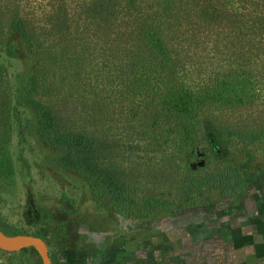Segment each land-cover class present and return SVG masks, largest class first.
<instances>
[{"label":"rangeland","instance_id":"1","mask_svg":"<svg viewBox=\"0 0 264 264\" xmlns=\"http://www.w3.org/2000/svg\"><path fill=\"white\" fill-rule=\"evenodd\" d=\"M241 1L237 12L229 6L220 9L221 17L207 27L196 19L173 24L174 38L167 44L173 59L170 73L159 75L141 67L126 71L134 60L116 49V37L127 30L139 37L136 9L116 8L118 14L98 20L87 17L90 0H0V159L8 158L12 166L10 173H0V220L42 235L52 264H149V229L164 217H121L95 202L87 181L58 166V151L36 134L33 111L18 101L23 81L35 70L39 52L49 58V45L60 51L64 29L68 48L61 69L55 67L60 74L56 83L63 84L55 92L38 90L34 98L54 104L70 127L100 132L111 143L119 168L135 182V196L150 194L158 181L160 189L171 186L176 193L188 164L202 163L203 172H214L219 165L197 134L194 145L200 156L187 159L191 148L180 149L179 128L163 115L155 123L156 136L152 128L141 126L161 112L170 90L192 93L198 120L211 115L231 129L264 127V30L254 27L256 18L264 16V0ZM14 19L23 21L38 46L23 45L10 28ZM138 55L152 65L151 49ZM233 73L245 81L247 97L230 106L216 102L213 96ZM152 139L156 144L150 145ZM263 170L264 145L250 148L241 164L244 179L250 183ZM207 197L220 201L215 193ZM203 209L190 207L169 221L178 223L177 215L199 216ZM32 257L29 250L0 251V264H33Z\"/></svg>","mask_w":264,"mask_h":264},{"label":"trees","instance_id":"2","mask_svg":"<svg viewBox=\"0 0 264 264\" xmlns=\"http://www.w3.org/2000/svg\"><path fill=\"white\" fill-rule=\"evenodd\" d=\"M142 3V4H141ZM145 3V5H144ZM242 3L241 0H90L87 7V17L90 19H109L118 14L116 8L124 7L130 10L136 9L140 19L135 22V28L139 37L134 32H129L123 37H116L117 51L129 61L125 70L134 72L136 67L151 70L154 73H170V62L172 52L168 49V40L173 37L174 25L184 19L190 21L196 19L203 25L208 26L209 22L217 21L221 17L220 9L229 6L237 12L235 7ZM130 4V5H128ZM149 4V11L145 12ZM128 6V7H127ZM198 9V10H196ZM254 19V17H250ZM254 26L264 30V16L256 18ZM174 24V25H173ZM55 27V26H54ZM53 27V28H54ZM12 31L19 35L23 45L30 47L38 46V40L26 30L23 21L13 20L10 23ZM52 28V29H53ZM61 32V30H59ZM64 40L58 46L60 51L49 45L48 55L39 52L37 66L32 74L23 81V86L18 101L26 103L35 115L36 134L58 151L57 164L63 169L74 171L82 180L87 181L92 199L101 203L121 217H169L180 214L190 207L202 205L210 206V199L207 194L215 193L220 200H227L238 196L246 188V180L241 172L243 159L249 157V149H258L264 145V127L257 126L249 129H231L219 124L211 115L198 120V101L192 93L183 88L170 90L162 100L161 112H156L153 119L142 123L141 126L152 128V135L156 136V125L162 115L177 124V133L180 149L190 147L187 159L200 156L194 145V134L207 144L206 151L210 152L215 162L219 165L214 172H203L198 165L188 164L184 169L182 185L176 193H173L171 186L160 189V181L153 184L151 193H143V196H135L137 189L131 183L128 173L119 168L117 156L110 149L107 140L98 131H90L86 128L76 129L70 127L56 110L54 104H44L37 101L38 90L55 92L57 76L55 70L62 67V54L68 46ZM124 37L126 39L124 40ZM152 50V65L139 57L141 50ZM59 51V53H58ZM38 55V54H37ZM42 55V56H41ZM123 58V59H124ZM126 60V59H124ZM137 61V62H135ZM51 77V79L49 78ZM245 81L233 73L227 80L222 81L217 93L213 96L216 102L230 106V103H243L247 96L243 93ZM171 87H174L172 84ZM173 89V88H172ZM167 97V98H166ZM146 137L147 133L142 132ZM151 135V136H152ZM154 136V137H155ZM156 144L152 139L150 145ZM152 150L153 148L150 147ZM23 164L27 162L20 157ZM243 166V165H242ZM12 166L8 158L0 159V173L11 172ZM24 177V173H22ZM0 231L9 236L29 235L43 239L40 234H30L13 229L0 220ZM32 253L33 264H41L38 254L29 249Z\"/></svg>","mask_w":264,"mask_h":264},{"label":"crops","instance_id":"3","mask_svg":"<svg viewBox=\"0 0 264 264\" xmlns=\"http://www.w3.org/2000/svg\"><path fill=\"white\" fill-rule=\"evenodd\" d=\"M206 208L152 223L149 264H264V170L238 196Z\"/></svg>","mask_w":264,"mask_h":264},{"label":"water","instance_id":"4","mask_svg":"<svg viewBox=\"0 0 264 264\" xmlns=\"http://www.w3.org/2000/svg\"><path fill=\"white\" fill-rule=\"evenodd\" d=\"M29 249L38 254L41 264H52L47 244L43 239L29 235L9 236L0 231V251L10 254Z\"/></svg>","mask_w":264,"mask_h":264}]
</instances>
